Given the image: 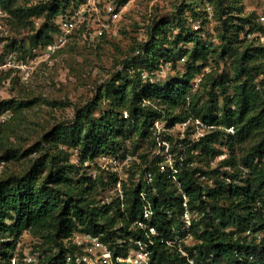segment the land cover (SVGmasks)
Here are the masks:
<instances>
[{
	"label": "trees",
	"instance_id": "16d2710c",
	"mask_svg": "<svg viewBox=\"0 0 264 264\" xmlns=\"http://www.w3.org/2000/svg\"><path fill=\"white\" fill-rule=\"evenodd\" d=\"M127 1L119 0V5ZM210 1L220 18L240 10L230 0ZM86 2L0 0V6L17 25L30 27L33 47L46 48L60 33L59 20ZM194 2L182 0L173 23L168 19L154 22L147 41L121 52V69L97 95L95 109L104 107L100 115L88 106L78 109L73 119L54 125L26 150L38 156L23 174L0 178V264H12L17 239L26 231L42 239L45 248L37 263L24 264H86L77 262L80 246L73 242L76 232L101 240L112 254L111 264H132L117 260L130 256L129 243L146 247L150 264H264V91L260 90L264 81L257 80L262 67L256 63L264 60V46L249 37L263 26L248 16L240 17V24L223 21L217 53L183 17L184 8L195 13ZM33 18L44 19L37 31ZM247 25L251 26L248 30ZM91 29L87 24L74 32L90 33ZM180 43L192 47L183 49ZM17 45L15 41L7 45L12 48L3 63L0 56V66L10 52L16 53L15 48L26 56L25 45ZM216 53L220 60L232 59L238 78L234 97H225L222 105L217 90H226V80L205 72L209 58ZM181 60L185 70L162 84L142 77V72L159 71L168 62L177 70ZM196 84L199 88L194 91ZM35 102L0 101V115L12 113L0 123V149L5 150L0 162L19 154V149L9 147L10 138L16 137L14 126L23 110ZM159 120L166 122L167 128L200 120L209 130L190 145L185 159L174 158L171 167L162 165L159 157L144 161L141 175L151 177V182L142 179L130 187L124 183L123 193L110 204L98 200L99 185L108 187L105 180L74 176L76 165L70 161V151H79L82 163L114 157L122 140H131L135 131L148 138L149 129ZM229 128H234L235 134L231 135ZM253 135L259 140L241 161L245 174L235 171L239 164L234 157L210 165L223 154L216 146L222 139L232 140L234 146ZM228 167L233 171H227ZM118 179L115 177L114 183L121 182ZM147 209L151 211L148 218ZM187 210L193 220L185 227ZM185 235L195 240L192 246L184 247L180 238Z\"/></svg>",
	"mask_w": 264,
	"mask_h": 264
},
{
	"label": "rangeland",
	"instance_id": "374dc122",
	"mask_svg": "<svg viewBox=\"0 0 264 264\" xmlns=\"http://www.w3.org/2000/svg\"><path fill=\"white\" fill-rule=\"evenodd\" d=\"M108 1L87 0L84 4H87L88 17L96 22L95 28L93 27L90 33L73 32L74 35L68 36L65 44L53 53L48 52L45 47H33L31 37L34 32L30 30L29 26L21 27L15 20L9 19V16L0 15L2 63L7 52L12 48L7 45L15 41L18 43L17 47L25 45L27 50L25 57L22 50L18 48L13 50L16 51L19 58L25 59L28 64L27 68H15L14 70L10 67L0 66V101H36L31 108L23 110V114L20 115L21 120H17L14 126L16 137L10 138L9 147L19 149V154L13 155L10 160L0 162V178L11 174H23L29 163L38 156L35 153L28 154L26 150L54 125L73 119L78 109L88 106L93 108L97 115H100L104 107L95 109L94 104L97 95L107 81L113 78L112 75L117 70L121 69L122 66L118 63L121 59V52H127L137 42L147 41L150 26L154 22L168 19L173 23L174 14L182 0H130V4L126 7L119 5V0H117L116 7L124 8L121 10V14L116 17L107 12ZM194 1L193 7L196 8L195 13L197 14L190 8H184L183 17L187 19L188 27L200 31L204 41L212 44L211 48L217 53L221 49L222 42L219 33L224 29L223 21L229 20L240 24V17H251L253 21L263 26L261 30L251 32L249 37L253 42L264 46V0H230L240 7V10H234L232 16L226 14L223 18H220L216 7L210 0ZM33 20L37 31L44 19L33 18ZM101 24L107 25V28L101 36H97L95 30ZM250 27L247 25L246 29L248 30ZM169 38L171 41L174 40L173 35H169ZM179 47L190 48L192 44L180 43ZM217 53L209 58L205 72L220 74L226 80V90H217L220 95L219 104L222 105L225 97L232 98L236 93L237 74L232 59L220 60ZM171 63L163 65L162 72L154 77L155 82L162 84L167 79L177 76L178 71L185 70L184 60L178 63L177 70L173 69ZM256 63L262 67L257 80L264 81V60H257ZM8 72L11 73L6 77ZM258 85L261 84L258 83ZM198 88L196 84L194 91ZM260 90L264 91V86L261 85ZM205 100L202 101V104ZM11 115L12 113L8 112L4 117L8 119ZM208 130L209 127L198 124L197 120L188 121L186 124H177L171 128H167V123L162 120L156 121L154 126L149 129L148 138H144L141 131H135L131 140L130 138L122 140L121 149L114 157L102 156L91 162L82 163L79 151H70V161L76 165L74 176L79 179L101 177L105 180L108 187L104 188L99 185L98 200L110 204L120 192L123 193L124 183L130 187L142 179L146 182L147 177H142L140 170V168H144V161L151 162L159 157L163 160L162 165L166 168L171 167L174 165V158L185 159L190 145L199 142ZM159 131H161V137L158 138ZM227 131L231 135L236 132L234 128H229ZM170 138L175 139L174 144ZM163 140L167 142V145L163 143ZM183 140L187 141L183 142ZM258 140L259 137L253 135L247 141L231 146L232 140L222 139L216 146L223 154L210 165L215 167L217 161L234 157L239 164L235 171L240 170L245 174L246 170L242 167L241 161ZM4 151L0 149V156L4 154ZM112 159L114 160L112 161ZM194 163H199L197 158ZM206 163L204 162L203 165ZM227 171H233V168L228 167ZM133 174L135 178H133ZM115 177H118L121 182L114 183ZM203 180L207 181L206 178ZM188 220L191 222L193 216L189 214L187 219L184 218L185 227L190 225ZM259 237L261 238L263 235ZM180 239L184 243V247L192 246L195 242L190 235L182 236ZM257 241L260 239L258 238ZM73 242L80 246L77 257H92L94 263L100 264L97 259L103 249V246L99 244L101 240L98 243L96 241L93 243V240L87 239V235L84 233L76 232L73 235ZM16 244L15 258L12 264H24L29 261L37 263L43 254V248H45L42 239L29 231L24 232L17 239ZM129 246L132 248L131 255L134 256L138 248L133 243H129ZM132 259L134 260V257Z\"/></svg>",
	"mask_w": 264,
	"mask_h": 264
},
{
	"label": "built area",
	"instance_id": "2783aa9c",
	"mask_svg": "<svg viewBox=\"0 0 264 264\" xmlns=\"http://www.w3.org/2000/svg\"><path fill=\"white\" fill-rule=\"evenodd\" d=\"M116 1L117 0H109L108 3L106 4V10L108 13L113 14L115 17L118 16L119 14H121V10L128 6L130 4V0H128L125 4H123V8L119 9L116 6ZM0 15H4V10L2 9V7L0 6ZM92 25L95 28L96 22L92 21L91 18L88 17V13H87V4H82L81 6H79L77 9H75L74 13L71 16L68 17H64L61 18L59 20V29H60V33L56 36L54 42L52 44H50L49 46H47L45 49L50 52L53 53L55 51H57L58 49H60V47L62 45L65 44L66 39L69 35H71L76 29H78L80 26L82 25ZM107 25L105 24H101L98 25V27H96L95 33L97 34V36H101ZM5 67H10V68H17V69H24L28 67L27 62L24 61H19L17 54L15 52H10L7 55L6 58V63L4 64ZM162 72V69L159 71H155L152 73H149L147 71L142 72V77L146 80L148 78H150L151 80L154 79V77H156L157 75H159V73ZM127 116V114H126ZM5 120L4 115H0V123L3 122ZM197 123L205 126L203 122H201L200 120H197ZM186 124V123H185ZM161 131L158 132V138L161 137ZM163 143L167 145V142H165L163 140ZM171 159V158H170ZM114 159H112L113 161ZM176 171L174 170V173ZM147 179L149 180V182H151V177H147ZM141 197L143 199H145V193L141 194ZM185 207H187V203L185 201L184 203ZM148 208V206H147ZM151 214V211H149L148 209L146 210V214L145 217L148 218ZM189 211L187 210L185 213V219H187L189 217ZM187 217V218H186ZM189 224L191 223L188 220ZM153 233H156L155 229L152 228L151 229ZM87 239H92L93 243L96 241L98 243L99 239L98 238H94L92 237L90 234H87ZM100 245L103 246L101 255L98 256L97 262H100V264H111L112 263V254L111 252L108 250L107 246L104 245L103 243H99ZM140 247L137 249L136 253H134V256H132L130 254V256L126 259L118 257L117 260L122 262V261H126V262H130L132 264H150V252L146 249V247L141 246V244H139ZM139 253V254H138ZM137 255V256H136ZM134 257V260L132 259ZM100 260V261H98ZM193 263V260H190ZM77 262L81 263L84 262L86 264H96L94 263V259L92 257H88V256H82V257H77Z\"/></svg>",
	"mask_w": 264,
	"mask_h": 264
}]
</instances>
